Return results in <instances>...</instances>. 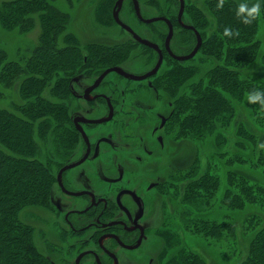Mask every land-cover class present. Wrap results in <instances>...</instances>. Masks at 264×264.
Returning a JSON list of instances; mask_svg holds the SVG:
<instances>
[{
	"label": "rangeland",
	"instance_id": "obj_1",
	"mask_svg": "<svg viewBox=\"0 0 264 264\" xmlns=\"http://www.w3.org/2000/svg\"><path fill=\"white\" fill-rule=\"evenodd\" d=\"M46 1L62 14L65 20L62 28L57 31L55 40L57 47L62 50L61 62L57 67L58 71L52 72L53 74L51 73L49 76L50 80L45 84V89L42 92L45 99L55 103L58 110L57 116L51 122V127L47 129L44 137L40 138L38 132H34L37 156L47 164L48 173L51 174L53 180L46 204L27 206L21 209L18 214L19 219L32 229L37 248L45 253H47L49 241L54 240L60 243L59 235L66 239L69 237L68 227L63 221V213L69 209L81 208L83 204L79 200L60 193L55 182V175L59 167L73 161L83 153L82 141L73 127L71 115L74 111H80L86 106H83L82 101L74 99L71 94L70 86L73 85V80L80 79V82L75 86L81 87L90 83L101 71L110 66L125 65L130 71L141 67V58L138 57L140 47H135L132 38L112 20L111 7L116 0ZM143 1L146 2L143 8L146 16L163 13L167 6L173 5L172 0H153L154 9L151 10V0ZM193 1L206 8L207 0ZM236 1L239 4L244 2V0ZM248 2L251 6L255 0H248ZM262 4H264V0H261ZM130 5L129 1H125V9L122 12L123 20L143 37H150L151 27L137 24L132 13L127 14ZM104 6L108 8L107 13L101 10ZM40 32L41 22L39 19H36L35 24L28 29H21L18 26L7 27L0 23V50L5 52V59L24 66V59L32 53L39 42ZM255 39L260 46L258 57L253 64L243 70V73L264 81V20L259 21ZM120 50H127L125 51L126 55L121 56ZM141 52L147 54V51ZM107 54H110V57L107 58ZM131 55L134 56V59ZM28 76L25 73H18L9 79L10 82L6 86L0 82V109L12 114H20L18 107L26 104V100L21 95L22 84ZM105 82L115 83L118 88H131L137 85L114 74L107 75ZM56 83L61 85L53 91L52 88ZM173 99H175L174 96ZM158 110L163 112L166 110L161 100L155 104L154 111ZM153 123L157 124L158 119H151V124ZM242 123L247 130L254 134L255 141L249 142L242 139L239 144L235 134L237 127ZM133 128L130 127L131 130ZM134 130L136 131L135 128ZM87 131L91 142L99 135L108 138V142L101 143L99 147L101 154L99 158L102 160L111 157L113 151L119 149L116 146V141L120 135H118L119 132L115 124L87 127ZM153 143L156 155L155 172L164 180H160L164 182V185L158 189L160 196H157L151 210L153 230L161 232L165 228L179 234L182 239L178 245L179 248L195 250L208 264H239L242 262L247 256L252 233L264 225V126L258 125L249 115L248 110L242 105H238L230 125L220 127L219 124H216L214 131L204 135L203 138L172 142L167 137L163 149L159 148L156 141ZM218 152L223 155L219 157ZM92 163L89 165L90 169L94 171L96 166ZM207 166H210L217 176L215 192L208 195L207 200H181L180 193H185L186 189H181L178 183L184 184L196 179L198 175L204 173ZM108 168L111 169V167ZM80 170L73 169L64 174L74 184V186H70L72 189L89 186L93 192L102 194L108 191V183L104 182L102 176H107L109 179L116 176V170L107 172L103 169L100 175L96 174V171L90 172V178L85 180L81 177V173L79 174L82 171ZM187 170H191L192 175L186 176ZM237 179H247L249 184L257 186L261 191V200L255 203L245 202L242 207L231 204L233 192L239 191V187L236 185ZM197 191L201 193V188ZM202 191L205 192L203 189ZM260 191L258 192L260 193ZM226 193L227 202L229 201L230 204L224 201ZM168 198L170 199L169 203H166ZM58 203H61L60 212L56 211ZM185 213L189 217L186 219L188 222L206 219L227 223L233 227L223 231L218 238L204 237L191 228H185L186 221L185 218L183 219ZM66 244L67 242L64 243V248H61L63 251H60L63 257L73 254L66 248ZM151 247L154 248L151 251V257H154V250L156 251L158 246L154 244ZM172 252L170 255L173 254Z\"/></svg>",
	"mask_w": 264,
	"mask_h": 264
},
{
	"label": "trees",
	"instance_id": "obj_2",
	"mask_svg": "<svg viewBox=\"0 0 264 264\" xmlns=\"http://www.w3.org/2000/svg\"><path fill=\"white\" fill-rule=\"evenodd\" d=\"M205 3L211 20L193 8L197 21L205 30L201 47L205 57L204 69L196 78L197 70L193 67L177 69L168 85L175 97L173 122L178 125L181 135L193 139L211 134L216 124L220 127L230 125L238 105L246 108L258 125L264 126V108L259 103H249L247 99L250 93L264 92V81L243 73L258 57L260 46L255 38L259 21L264 20V4L261 5L260 17L245 25L237 17L238 1L225 0L223 8L217 7L219 0H207ZM107 9L104 6L101 10L107 13ZM36 19L41 22L39 42L24 59V66L7 61L5 52L0 50V82L4 86L18 73L29 75L22 84L21 95L26 104L18 107L20 114L0 109V264H47L34 243L32 229L19 219L18 214L27 206L46 204L53 180L47 164L37 156L34 132L37 131L40 138L44 137L57 116L55 103L45 99L42 92L50 80L49 76L58 71L61 62L62 50L55 40L65 20L46 0L0 1V23L3 26L28 29ZM207 27L211 30H206ZM225 28H230L234 35L224 36ZM236 32L239 35H235ZM125 51L120 50L119 54L126 55ZM60 85L56 83L52 90H57ZM253 135L243 123L239 124L235 134L239 144L242 139L255 141ZM217 155L221 157L223 154L218 152ZM237 180L239 191L233 192L231 204L242 207L245 202L261 200L257 186L249 184L247 179ZM216 183L217 176L207 166L204 173L187 183L183 198L189 201L206 199L215 192ZM200 188L201 193L197 191ZM227 200L226 193L225 203ZM231 227L233 225L206 219L185 223V228H191L204 237L218 238ZM170 264L208 263L199 254L185 248ZM239 264H264V225L252 233L247 256Z\"/></svg>",
	"mask_w": 264,
	"mask_h": 264
},
{
	"label": "flooded vegetation",
	"instance_id": "obj_3",
	"mask_svg": "<svg viewBox=\"0 0 264 264\" xmlns=\"http://www.w3.org/2000/svg\"><path fill=\"white\" fill-rule=\"evenodd\" d=\"M116 1L111 9V17L114 24L119 26L113 19ZM125 1L131 4L127 14L132 13L137 24L151 27L150 37H143L123 20ZM152 1L151 10L154 9ZM182 1V12L180 0H172L173 5L167 6L163 13L146 16L143 9L145 1L122 0L117 13L119 20L140 39L151 43L147 45L140 42L119 26L132 38L134 46L140 47L138 55L141 58L140 69L130 71L125 65L110 66L101 71L90 83L81 87L75 86L80 79L73 80V85L70 86L71 94L74 99L82 101L83 106H86L71 115L73 127L82 141L83 153L59 167L55 182L60 193L83 204L81 208L69 209L63 213L69 237L66 239L59 235L60 243L49 241L47 253L38 249L47 260V264H170L180 250L185 249L178 246L182 240L179 234L165 228L164 231L157 232L151 226V210L157 196H160L158 189L164 185V182H161L162 176L156 175L155 172L156 155L153 142L156 141L159 148L163 149L167 137L172 142L193 139L181 135L178 125L173 122L175 104L168 88L170 77L177 69L193 67L197 70L196 78L204 69L205 57L201 47L205 30L197 21L193 8L211 20L205 6L193 0ZM206 30L211 29L207 27ZM198 37L200 45L194 51ZM143 50L147 51V54H143L141 52ZM112 67H118L128 75L142 78L131 79L112 71L94 86L97 78ZM109 74L137 85L131 88H118L115 83L105 82V77ZM160 100L165 105L164 112L154 111L155 104ZM155 118L158 119V123L151 124V119ZM104 124H115L120 135L116 141L119 149L114 150L113 155L106 160L99 158L101 157L99 147L101 143L108 142V138L99 135L91 142L87 131V127ZM131 126L136 131L134 128L131 130ZM110 136L112 137V134ZM78 162L80 163L64 170L58 177L63 167ZM90 163L96 166V170L90 169ZM73 169H81L79 174L81 173L85 180L90 178V172L96 171L95 173L100 175L103 169L107 172L116 170V176H112V179L102 176L104 182L108 183H106L108 191L99 194L93 192L89 186L72 189L70 186L74 184L64 174ZM186 174L192 175V171L187 170ZM178 185L184 189L187 182ZM183 196L184 192H181V200L184 199ZM169 200L168 198L166 203H169ZM60 204L56 206L57 212H60ZM184 218L186 221L187 213ZM65 242L66 248L73 252L68 257H63L60 253ZM154 244L158 246L156 251L154 250L155 258L151 257V251L154 249L151 246ZM190 251L199 254L195 250Z\"/></svg>",
	"mask_w": 264,
	"mask_h": 264
},
{
	"label": "clouds",
	"instance_id": "obj_4",
	"mask_svg": "<svg viewBox=\"0 0 264 264\" xmlns=\"http://www.w3.org/2000/svg\"><path fill=\"white\" fill-rule=\"evenodd\" d=\"M225 0H219L217 5L218 8H223ZM261 15V0H255V3H252L249 6L248 0H244L241 3L237 10V17L241 19V22L245 25H250L253 21L257 20ZM234 35L230 28H225L224 36L231 37ZM235 35H239V32H236ZM247 99L249 103H259L262 108H264V92L255 91L248 94Z\"/></svg>",
	"mask_w": 264,
	"mask_h": 264
},
{
	"label": "water",
	"instance_id": "obj_5",
	"mask_svg": "<svg viewBox=\"0 0 264 264\" xmlns=\"http://www.w3.org/2000/svg\"><path fill=\"white\" fill-rule=\"evenodd\" d=\"M121 2H122V0H117L116 3H115L114 9H113V19H114V21H115L119 26H121L123 29H125L126 31H128L129 33H131L135 39L139 40L140 42H142V43H144V44L151 45L150 42H148V41H146V40H143V39H140L138 36H136V35L132 32V30H131L127 25H125L123 22H121V21L119 20V18H118V14H117V13H118V8H119ZM180 4H181L180 12H182V9H183V1H182V0H180ZM135 6H136V4H135ZM168 39H169V37H168ZM199 45H200V38L198 37V44H197V47L194 49V51H196V49L198 48ZM112 71L118 72V73H120V74H122V75H124V76H126V77H128V78H131V79H141V78H142V77H136V76H133V75H128L127 73L123 72V71H122L120 68H118V67H112V68L106 69V70H105V71H104V72H103V73L97 78V80H96L95 83H94V86H96V85L100 82V80H101V79H102L107 73L112 72ZM94 122H100V121H94ZM79 130L81 131V134H82L83 137L85 138V135L83 134L82 130H81V129H79ZM84 158H85V157H84ZM82 160H83V159H82ZM82 160H81V161H82ZM79 163H80V162L75 163V164H70V165H68V166L63 167V168L59 171L58 177L60 176V174H61L64 170H66V169H68V168H71V167H73V166H75V165H77V164H79Z\"/></svg>",
	"mask_w": 264,
	"mask_h": 264
}]
</instances>
